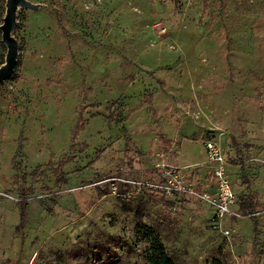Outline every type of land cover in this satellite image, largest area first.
<instances>
[{
    "label": "rangeland",
    "instance_id": "obj_1",
    "mask_svg": "<svg viewBox=\"0 0 264 264\" xmlns=\"http://www.w3.org/2000/svg\"><path fill=\"white\" fill-rule=\"evenodd\" d=\"M29 1L0 81V264H148L154 236L176 264H264V208L238 207L264 203V0ZM208 138L228 235L186 189L215 188Z\"/></svg>",
    "mask_w": 264,
    "mask_h": 264
},
{
    "label": "built area",
    "instance_id": "obj_2",
    "mask_svg": "<svg viewBox=\"0 0 264 264\" xmlns=\"http://www.w3.org/2000/svg\"><path fill=\"white\" fill-rule=\"evenodd\" d=\"M204 146L207 161L210 162V167L213 172L215 188L212 191H198L194 187L188 186L186 189L193 194H197L211 205L213 209V214L210 219L211 223L228 235L230 230L229 228H222V221L227 216H239V212L231 208V205L236 201L237 197L231 189L230 181L224 167L225 159L219 144L213 139L208 138L205 140ZM140 183L151 184L146 181ZM151 185L158 186L160 184L152 183ZM164 187L169 188L167 184ZM173 188L176 189L178 187L173 186ZM167 191L172 192L171 188L167 189Z\"/></svg>",
    "mask_w": 264,
    "mask_h": 264
},
{
    "label": "water",
    "instance_id": "obj_3",
    "mask_svg": "<svg viewBox=\"0 0 264 264\" xmlns=\"http://www.w3.org/2000/svg\"><path fill=\"white\" fill-rule=\"evenodd\" d=\"M20 6L36 7L37 4L29 0H6L5 14L0 24L1 39L6 45L4 61L0 64V81L4 80L13 70L16 63L17 42L11 31L15 25L16 9Z\"/></svg>",
    "mask_w": 264,
    "mask_h": 264
},
{
    "label": "trees",
    "instance_id": "obj_4",
    "mask_svg": "<svg viewBox=\"0 0 264 264\" xmlns=\"http://www.w3.org/2000/svg\"><path fill=\"white\" fill-rule=\"evenodd\" d=\"M1 43L2 42L0 40V44ZM1 63L2 60L0 61V64ZM165 141L170 143L171 139L165 138ZM258 206H261V204L257 201L256 194L253 192L242 196L238 203L239 209L248 216H251L256 211ZM151 247V251L147 255L148 264H176L168 253L166 246L156 236L152 239Z\"/></svg>",
    "mask_w": 264,
    "mask_h": 264
},
{
    "label": "crops",
    "instance_id": "obj_5",
    "mask_svg": "<svg viewBox=\"0 0 264 264\" xmlns=\"http://www.w3.org/2000/svg\"><path fill=\"white\" fill-rule=\"evenodd\" d=\"M172 141V140H171ZM171 143V142H170ZM170 143H167V146H169ZM256 194V193H255ZM256 199L257 201L261 204V206H258V207H261V208H264V203L258 198V195L256 194ZM257 210V209H256Z\"/></svg>",
    "mask_w": 264,
    "mask_h": 264
}]
</instances>
